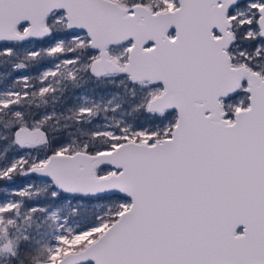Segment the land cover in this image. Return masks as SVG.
<instances>
[{
	"label": "snow or ice",
	"instance_id": "1",
	"mask_svg": "<svg viewBox=\"0 0 264 264\" xmlns=\"http://www.w3.org/2000/svg\"><path fill=\"white\" fill-rule=\"evenodd\" d=\"M0 264H264V0H0Z\"/></svg>",
	"mask_w": 264,
	"mask_h": 264
}]
</instances>
